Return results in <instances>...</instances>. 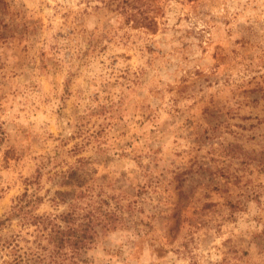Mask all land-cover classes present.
<instances>
[{
    "label": "rangeland",
    "instance_id": "rangeland-1",
    "mask_svg": "<svg viewBox=\"0 0 264 264\" xmlns=\"http://www.w3.org/2000/svg\"><path fill=\"white\" fill-rule=\"evenodd\" d=\"M30 196L116 215L51 257ZM0 220V264H264V0H0Z\"/></svg>",
    "mask_w": 264,
    "mask_h": 264
},
{
    "label": "trees",
    "instance_id": "trees-1",
    "mask_svg": "<svg viewBox=\"0 0 264 264\" xmlns=\"http://www.w3.org/2000/svg\"><path fill=\"white\" fill-rule=\"evenodd\" d=\"M29 200H21L18 205L15 207V215L21 217L24 220H32L36 225H40L42 229L47 230L49 225L51 229L49 230V238L50 241L56 243L57 248L54 252L51 253V257L55 254L61 253L59 249L65 247L67 244L71 245L72 248L79 250L82 248H90L92 244L97 239L98 232L96 230L97 222H101L103 220H112L116 215L115 211L106 212L102 217L98 215L95 217V214H92V209H88L87 213L84 215L82 221L76 226H72L74 222L77 221V217L74 215L73 210H69L63 214L55 215L54 218L48 216H28V212H24L26 208L30 205H36L40 201L39 197H35L33 201V196H30ZM28 216V217H27ZM101 218V219H100ZM2 221V220H0ZM61 221L67 223V228L62 227ZM110 223V221H107ZM1 224V223H0Z\"/></svg>",
    "mask_w": 264,
    "mask_h": 264
}]
</instances>
